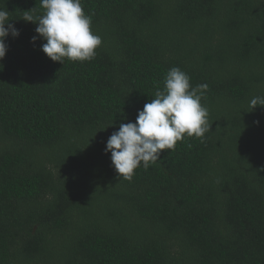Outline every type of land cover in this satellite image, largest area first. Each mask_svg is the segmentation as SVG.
Listing matches in <instances>:
<instances>
[{
	"label": "trees",
	"instance_id": "obj_1",
	"mask_svg": "<svg viewBox=\"0 0 264 264\" xmlns=\"http://www.w3.org/2000/svg\"><path fill=\"white\" fill-rule=\"evenodd\" d=\"M88 61L41 50L40 0H0V264H264V0H81ZM7 27V25H6ZM206 84L210 131L131 181L106 142L163 91Z\"/></svg>",
	"mask_w": 264,
	"mask_h": 264
},
{
	"label": "clouds",
	"instance_id": "obj_2",
	"mask_svg": "<svg viewBox=\"0 0 264 264\" xmlns=\"http://www.w3.org/2000/svg\"><path fill=\"white\" fill-rule=\"evenodd\" d=\"M40 5L44 9L42 15L28 14L24 20L37 24L38 36H33L32 42L45 40L41 50L47 57L61 64L65 58L83 62L95 57L102 38L92 32L91 16L85 15L81 0H40ZM8 13L0 9V61L8 51L5 40L9 34L13 38L19 36ZM207 87L201 84L193 88L190 77L178 67L168 70L163 91L157 90L134 123H120L118 131L106 142L105 153H111L120 177L131 181L138 167L147 170L164 150H173L185 135L204 138L211 129L208 109L201 103ZM256 106H264V98L251 99V109Z\"/></svg>",
	"mask_w": 264,
	"mask_h": 264
}]
</instances>
